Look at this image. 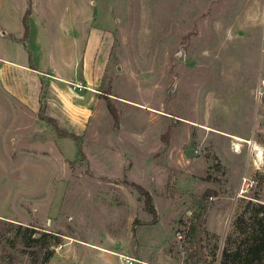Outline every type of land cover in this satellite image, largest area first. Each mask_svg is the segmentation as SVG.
<instances>
[{
	"label": "rangeland",
	"instance_id": "rangeland-1",
	"mask_svg": "<svg viewBox=\"0 0 264 264\" xmlns=\"http://www.w3.org/2000/svg\"><path fill=\"white\" fill-rule=\"evenodd\" d=\"M263 22L264 0H0V69L42 81L21 105L36 76L0 70V264H218L264 203Z\"/></svg>",
	"mask_w": 264,
	"mask_h": 264
},
{
	"label": "trees",
	"instance_id": "trees-1",
	"mask_svg": "<svg viewBox=\"0 0 264 264\" xmlns=\"http://www.w3.org/2000/svg\"><path fill=\"white\" fill-rule=\"evenodd\" d=\"M28 15L29 12L27 11L22 18L25 29L27 28L26 18ZM149 209L150 212H154L150 205ZM249 218L250 223H248L239 241L226 242L218 264H264V203L256 202ZM192 233L195 250L202 254V215L197 217L193 224ZM202 264H214V260L208 261L204 258Z\"/></svg>",
	"mask_w": 264,
	"mask_h": 264
},
{
	"label": "crops",
	"instance_id": "crops-1",
	"mask_svg": "<svg viewBox=\"0 0 264 264\" xmlns=\"http://www.w3.org/2000/svg\"><path fill=\"white\" fill-rule=\"evenodd\" d=\"M30 24H31V21H30ZM0 38H5L4 36H0ZM4 63L7 65V66H2V69H7L8 67L10 68V67H15V66H17V67H19L21 70H22V72H21V75L23 76V75H28V74H34L35 76H36V91H35V93H34V95H32L31 96V99H28V96H26L25 95V93H23L22 91H21V89H17V88H15V89H13V88H9L10 89V91H8V93H10L11 95H13V96H16V98L18 99V102L21 104V105H34V98L37 96V94H38V92H40V88H41V79L39 78L40 76H38V74L39 75H41V73L39 72V71H37L34 67H31L30 65L28 66V65H26V64H16V65H14L13 63H12V61H9V60H6V59H4ZM2 69H0L1 70V77H2V73H3V70ZM54 83H60L59 81H57V80H54L53 81ZM53 82L52 83H50V87H53V86H55V84H53ZM4 85L5 86H7L6 85V83L4 82ZM2 86V82L0 81V87ZM47 98H48V100L50 101L49 102V105H46V108H45V116H47V117H49V118H52V119H57L58 118V116L60 117V114H59V112L58 111H56L55 110V108H53V103H52V98H54V95H53V93L51 92V90H49L48 91V93H47ZM53 96V97H52Z\"/></svg>",
	"mask_w": 264,
	"mask_h": 264
},
{
	"label": "bare ground",
	"instance_id": "bare-ground-1",
	"mask_svg": "<svg viewBox=\"0 0 264 264\" xmlns=\"http://www.w3.org/2000/svg\"><path fill=\"white\" fill-rule=\"evenodd\" d=\"M240 141H245V140L240 139ZM246 142L249 143L250 145H252L251 142H249V141H246ZM235 151H239V147H238V146L235 147ZM260 155H261V153L259 152L257 156H258L259 158H261Z\"/></svg>",
	"mask_w": 264,
	"mask_h": 264
},
{
	"label": "built area",
	"instance_id": "built-area-1",
	"mask_svg": "<svg viewBox=\"0 0 264 264\" xmlns=\"http://www.w3.org/2000/svg\"><path fill=\"white\" fill-rule=\"evenodd\" d=\"M264 23V22H263ZM130 264H132L133 262L130 260V262H129Z\"/></svg>",
	"mask_w": 264,
	"mask_h": 264
}]
</instances>
